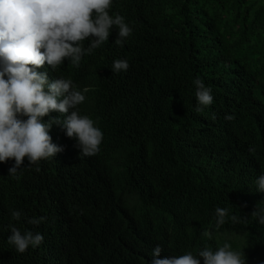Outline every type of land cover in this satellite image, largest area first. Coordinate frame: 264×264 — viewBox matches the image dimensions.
<instances>
[{
	"label": "trees",
	"instance_id": "trees-1",
	"mask_svg": "<svg viewBox=\"0 0 264 264\" xmlns=\"http://www.w3.org/2000/svg\"><path fill=\"white\" fill-rule=\"evenodd\" d=\"M109 14L132 28L123 46L113 26L78 67L37 69L85 95L78 111L103 132L100 150L79 156L77 139L53 123L62 151L25 158L15 176L14 160L0 162V264H149L157 244L164 258L225 243L245 264H264V225L252 215L264 208V0H112ZM117 59L126 72L111 71ZM197 77L213 96L200 112ZM217 207L229 213L219 228ZM10 224L43 242L18 253Z\"/></svg>",
	"mask_w": 264,
	"mask_h": 264
},
{
	"label": "clouds",
	"instance_id": "clouds-1",
	"mask_svg": "<svg viewBox=\"0 0 264 264\" xmlns=\"http://www.w3.org/2000/svg\"><path fill=\"white\" fill-rule=\"evenodd\" d=\"M111 6L112 0H0V162L14 160L9 175H16L25 158L30 165L39 164L63 150L51 142L49 129L53 123L66 129L68 137L77 139L79 156L90 157L99 152L103 132L91 118L78 111L85 95L70 79L60 77L50 82L47 72L37 69L47 64L56 70L65 59L78 67L85 53L108 41L113 26L118 29L114 42L123 46L132 28L120 14H109ZM89 39L91 43L85 48L83 43ZM128 68L127 60L117 59L111 71L126 72ZM193 83L196 111L200 112L212 104L213 96L199 77ZM52 111L59 112L63 119L55 117L43 122L42 118ZM225 119L231 121L234 116L226 114ZM256 184L257 191L264 192V174L257 178ZM215 214L219 228L229 213L226 208L217 207ZM21 215L20 211H11L13 220L19 221ZM252 215L264 225V208L256 207ZM45 220V216L32 217L27 223L38 226ZM231 221L238 222V218L232 215ZM9 227L8 243L18 253H24L30 246L37 247L44 240L39 232L22 234L17 227L11 224ZM204 234L211 236L210 231ZM162 251L157 244L149 264H201L198 257L203 258V264H245L241 254L231 250L227 243L215 251L200 250L196 256L189 252L161 258Z\"/></svg>",
	"mask_w": 264,
	"mask_h": 264
}]
</instances>
